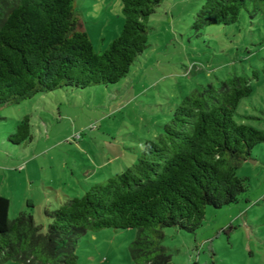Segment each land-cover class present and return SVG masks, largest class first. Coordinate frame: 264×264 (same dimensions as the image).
<instances>
[{
	"label": "trees",
	"instance_id": "obj_1",
	"mask_svg": "<svg viewBox=\"0 0 264 264\" xmlns=\"http://www.w3.org/2000/svg\"><path fill=\"white\" fill-rule=\"evenodd\" d=\"M119 34L96 51L74 0H0V107L59 89L119 82L148 46V20L163 0H120ZM264 14V0H203L192 27L235 23ZM254 78H258L256 72ZM250 76L233 74L180 95L154 139H145L135 163L44 208L47 229L29 211L9 217L0 195V264H77V239L87 230L139 228L130 245L136 264H170L146 232L162 238L164 227L194 232L206 207L236 203L250 186L238 175L241 163L264 143V131L235 120L250 96ZM15 146L29 143V115L8 133Z\"/></svg>",
	"mask_w": 264,
	"mask_h": 264
},
{
	"label": "rangeland",
	"instance_id": "obj_2",
	"mask_svg": "<svg viewBox=\"0 0 264 264\" xmlns=\"http://www.w3.org/2000/svg\"><path fill=\"white\" fill-rule=\"evenodd\" d=\"M202 1L163 0L156 6L148 20V46L119 82L59 89L1 106L2 164L19 174L23 161L33 157L30 174L47 180L55 177L50 186L80 196L89 187L84 182V171L92 162L89 156L98 155L101 174H119L137 161L143 141L161 131L182 91L233 74L250 76L252 84V93L240 101L235 120L264 131V14L251 19L242 10L233 24L195 30L192 24ZM74 8L83 22H90V13L99 21L95 25L105 29L104 41L92 38L96 51H102L112 39L113 21L119 18L123 23L121 1L74 0ZM102 14L108 20L102 21ZM25 115L33 139L26 145H12L5 138ZM75 133L81 137L73 141ZM251 153L237 170L238 175L250 177V186L236 203L206 207L202 225L194 232L173 226L162 229V238L146 232L169 255L170 264H264V143ZM103 155L116 159L105 164ZM46 191L54 193L51 188ZM34 213L36 223L46 231L43 212ZM9 217H14L12 209ZM139 233V228L89 229L77 239V264H136L129 248Z\"/></svg>",
	"mask_w": 264,
	"mask_h": 264
},
{
	"label": "crops",
	"instance_id": "obj_3",
	"mask_svg": "<svg viewBox=\"0 0 264 264\" xmlns=\"http://www.w3.org/2000/svg\"><path fill=\"white\" fill-rule=\"evenodd\" d=\"M88 14L89 16L87 18H89L90 22L89 23L84 22V25L91 41L92 38H97V37H99L100 41H104L106 39V36H104L105 29L96 26L95 22L98 23L99 21H97L95 17L90 16L91 15L90 13ZM121 15H122V11H121ZM101 19L102 21L108 20V18H106V14H102ZM101 26H103V23L101 24ZM121 26L122 24H120L119 18L118 20L113 21L112 27L114 28L110 29V32H112L111 33L112 39L119 34L121 30ZM89 27H91L92 29ZM89 157L90 160H92V162L96 164V167H94L93 163L91 162V165L88 166L87 169H85L84 182H86V184L89 185L93 182H99L94 180L100 177L101 178L106 177L107 179L109 176L113 175V174L100 173L101 172L100 167L102 164H100L99 162L100 159L98 155L92 154V156ZM103 157L106 160L105 164H109L113 162L114 159H116V157L107 158L106 155H103ZM23 162H25L24 164L25 167L23 168L21 167L22 164L20 162L17 164H18V168L21 167L22 170L26 171L25 174L20 172L22 170L18 171L19 174H12L13 172H11L12 169L9 167V165L8 167L7 165H3L0 160V195L6 197L9 200V211L12 209L14 212V216L21 211L27 210L31 212V214L35 219V213H34L35 211L43 212L44 208L46 207L50 209H54L58 207L67 196H78V195L67 194L65 193L66 190L64 189H58L56 187L50 186L54 184L53 178L55 177L51 178L50 180H47V179H39L38 177H36V174H30V168L33 163V157ZM78 181L80 182V180ZM49 188H51L54 191L53 194L46 191ZM82 188L83 190H85L86 186Z\"/></svg>",
	"mask_w": 264,
	"mask_h": 264
},
{
	"label": "built area",
	"instance_id": "obj_4",
	"mask_svg": "<svg viewBox=\"0 0 264 264\" xmlns=\"http://www.w3.org/2000/svg\"><path fill=\"white\" fill-rule=\"evenodd\" d=\"M81 137V133H75L71 136V139L74 141V140H77ZM21 168V167H20Z\"/></svg>",
	"mask_w": 264,
	"mask_h": 264
}]
</instances>
